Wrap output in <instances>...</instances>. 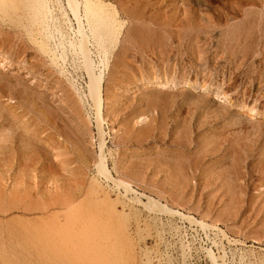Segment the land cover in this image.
<instances>
[{
    "label": "rangeland",
    "instance_id": "obj_1",
    "mask_svg": "<svg viewBox=\"0 0 264 264\" xmlns=\"http://www.w3.org/2000/svg\"><path fill=\"white\" fill-rule=\"evenodd\" d=\"M61 1L67 26L54 13L64 37L49 45L63 48V75L0 24V105L15 114L0 117V264H211L208 249L228 264H264V0H100L121 25L92 49L106 57L112 176L234 244L147 212L97 177L93 110L80 97L88 80L67 47L76 23Z\"/></svg>",
    "mask_w": 264,
    "mask_h": 264
},
{
    "label": "bare ground",
    "instance_id": "obj_2",
    "mask_svg": "<svg viewBox=\"0 0 264 264\" xmlns=\"http://www.w3.org/2000/svg\"><path fill=\"white\" fill-rule=\"evenodd\" d=\"M64 1H65L66 9L70 12V14L72 15V17L76 23V28L74 30H73V28H69L73 32L74 38L71 37L69 39L67 47L72 52L73 56L78 60L77 62L80 63L79 67H81L82 69L84 68V70L86 72L87 80H88L86 83V86H85L86 87V94L85 95L83 94L80 97L86 99L87 102L90 101L91 102L90 108L93 110L92 115H93V119H94V123H95L96 134L98 137L97 138V140H98V145H97L98 146V150H97L98 154H97V158H95L97 161L94 159L95 160L94 162H96L94 164V167H95L94 169L96 171L97 177H99L105 183H111L116 189H119L123 192V198L125 197L130 202H132L133 204L135 203V204L141 206V208L147 212H153V213L158 212L159 214L162 213V214H167L170 216H177L180 219L186 220L190 224L196 225L199 228L210 229L212 232H214V234L218 233V236L220 234L219 237H221L222 239H226L228 242H232V241L236 242L235 240L231 241L230 238L222 230H220L217 227V225L208 224L204 221V219H201V220L195 219L194 217L190 216V214H188V215L181 214L180 212L175 210L173 207L168 206V204L162 202L158 197H153L150 193H145L143 190L141 192H138L137 189H134V187L127 180H124L121 177L114 178L112 176L110 170L108 169V167L106 165V159H107V158L105 159V149H106L105 145L106 144L104 143V138H103V135H104L103 125H105L107 122L105 114L103 113L104 72L106 70V68L104 69V67L106 65V63L104 65V62H105L104 60H106L105 59L106 57L104 58V56L100 55V56H98V60L94 59L95 57L93 58V52L92 51H95V49L97 51L101 50V49H105L106 46H104V45L106 44V42L107 41L109 42L110 39L113 40L114 38H116L118 36L119 31H120L119 27L121 24L116 19V17H117L116 16L117 14L115 12L116 10L113 8V6L111 4L105 3V2L100 1V0H98L97 1L98 3H96V4L92 3L91 0H64ZM52 4H53V6H52ZM62 7L60 5V0H0V24H1V21L7 20V21H9L8 25L11 26V24H13V28H18L22 32H24L23 34L27 36L28 40H30L33 44H35L37 46V48H38L37 50L42 55L46 56L47 59L49 60V62L53 66L58 68V71H59L58 73H60V75L65 74L64 66H63V62L65 61L64 60L65 56L63 55V51H62L63 48L60 49V47L58 46L59 44L56 45L54 43H53L54 46L51 47V44L49 45V42L54 40V36H53L54 32H56L57 34H61L60 35L61 40L64 37L63 34L61 33L62 31L59 30L60 28L58 29L56 27V23H57L58 18H59V17L58 18L56 17L57 13L59 14L60 18L62 19L61 25H63V27L67 26L68 20L64 21V17H63L64 15H66L64 13L66 11L63 12ZM54 13H56V15ZM4 19H6V20H4ZM85 23H86V26H85ZM187 23H189V22H187ZM59 24H58V26H59ZM185 26H186V24H185ZM63 27L61 26V28H63ZM52 30H53V32H52ZM134 31H136V30H134ZM131 36H134V35H131ZM136 37H137V35H136ZM67 38H69V36ZM110 42H112V41H110ZM113 42H115V41H113ZM60 45H61V43H60ZM93 48H95V49L92 50ZM65 49L66 48L64 47V51H65ZM106 54H103V55H106ZM64 77H65V75H64ZM166 83L161 84V85H163V87L164 86L166 87ZM2 86H5V83ZM72 87H75V86H72ZM76 91H77L78 95L81 94V93H79L78 89H76ZM75 100H76V98H75ZM11 110L5 111V109H2V107L0 105V117L1 118L5 117V119H8V120L11 118L13 119L15 117V114L11 113ZM13 123L14 122H12V125H13ZM17 124H19V123H17ZM9 126H10L11 130L13 131V127L11 125H9ZM15 127H17V126H14V128ZM23 128H25V126ZM2 141H6V138H3ZM85 164H87V163H85ZM92 180H94V179H92ZM96 181L97 180H94V182L92 181L93 184H96L95 183ZM93 187H94V185L92 186V188ZM116 191H118V190H116ZM120 195H122V194H120ZM119 203H120V201H119ZM130 205H132V204H129L127 206H130ZM125 208H126V206H125ZM60 210H62V209H60ZM42 215H44V214H42ZM171 228H173V227L171 226ZM177 229H179V228H177ZM219 240L221 241V239H219ZM220 244L217 241L213 242L214 247H216L217 249L220 248V246H219ZM180 249H182V248H180ZM205 252H206V256L209 259V261L211 262V264H228L226 259H225V254L223 252L218 253V254H214V252H211L210 249H208ZM137 258H138V256H137Z\"/></svg>",
    "mask_w": 264,
    "mask_h": 264
}]
</instances>
